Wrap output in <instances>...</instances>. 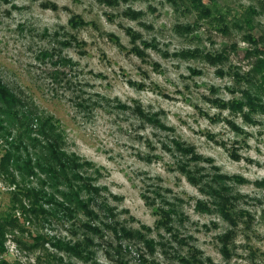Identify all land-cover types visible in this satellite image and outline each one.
<instances>
[{"label": "rangeland", "instance_id": "obj_1", "mask_svg": "<svg viewBox=\"0 0 264 264\" xmlns=\"http://www.w3.org/2000/svg\"><path fill=\"white\" fill-rule=\"evenodd\" d=\"M262 4L0 0V264H264Z\"/></svg>", "mask_w": 264, "mask_h": 264}, {"label": "trees", "instance_id": "obj_2", "mask_svg": "<svg viewBox=\"0 0 264 264\" xmlns=\"http://www.w3.org/2000/svg\"><path fill=\"white\" fill-rule=\"evenodd\" d=\"M259 7H260V9L264 8V4L259 5L258 8ZM69 22L71 24V28H73V29L79 27V25H83V24L76 25L77 23H73L72 19H70ZM257 46H259V45L257 44ZM256 47H254V53H253L255 59L252 63L251 69L249 71V75H250L249 77L252 80H254L255 89H251L252 92H250V95L252 97L246 95L245 98H246V101H248L252 105H253L254 101L257 100L259 104L262 103V106H264V51H259L256 49ZM40 54H42L43 57L55 56L54 50H52V51L44 50V51H41ZM11 98H12V96L9 92H6L5 89L0 88V102L6 103L7 108L15 110L16 107L13 103L14 102L13 99H11ZM262 109H264V108H262ZM63 156L65 157V159L69 165H67L65 163L61 164L60 165L61 170H63V171L64 170H67V171L70 170L71 172H74L72 174L73 177H71V179L75 178L77 176V171L75 169H70L71 164H74V163H70L69 162L70 159H68L66 157V155H63ZM75 196H78V195L75 193L72 197L75 198ZM79 205L82 206V203L79 202Z\"/></svg>", "mask_w": 264, "mask_h": 264}]
</instances>
